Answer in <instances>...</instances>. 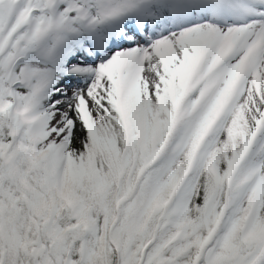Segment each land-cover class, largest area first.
<instances>
[{
	"label": "snow or ice",
	"instance_id": "snow-or-ice-1",
	"mask_svg": "<svg viewBox=\"0 0 264 264\" xmlns=\"http://www.w3.org/2000/svg\"><path fill=\"white\" fill-rule=\"evenodd\" d=\"M0 264H264V0H0Z\"/></svg>",
	"mask_w": 264,
	"mask_h": 264
}]
</instances>
